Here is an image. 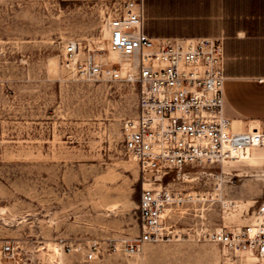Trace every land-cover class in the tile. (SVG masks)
Returning <instances> with one entry per match:
<instances>
[{
    "label": "rangeland",
    "instance_id": "374dc122",
    "mask_svg": "<svg viewBox=\"0 0 264 264\" xmlns=\"http://www.w3.org/2000/svg\"><path fill=\"white\" fill-rule=\"evenodd\" d=\"M118 3L0 0V246L15 248L0 264H221L223 247L205 232L245 225L264 200V164L199 167L168 180L179 236L127 251L143 182L123 148L136 88L83 75L65 52L79 43L78 61L91 53L117 66L106 20ZM253 101L241 106L258 109Z\"/></svg>",
    "mask_w": 264,
    "mask_h": 264
},
{
    "label": "built area",
    "instance_id": "2783aa9c",
    "mask_svg": "<svg viewBox=\"0 0 264 264\" xmlns=\"http://www.w3.org/2000/svg\"><path fill=\"white\" fill-rule=\"evenodd\" d=\"M144 1L119 0L107 17L108 47L119 55L117 66L91 53L78 61L79 43L65 48L83 75L124 80L136 88V112L124 125L123 139L124 152L143 180L140 234L127 242L130 253L179 236L167 220L173 192L168 180H184L199 167H223L264 148V127L238 131L225 114L224 37H150ZM249 216L241 227L205 232L207 240L223 247L221 264H264V200ZM14 249L7 241L0 253Z\"/></svg>",
    "mask_w": 264,
    "mask_h": 264
},
{
    "label": "crops",
    "instance_id": "0c3cea01",
    "mask_svg": "<svg viewBox=\"0 0 264 264\" xmlns=\"http://www.w3.org/2000/svg\"><path fill=\"white\" fill-rule=\"evenodd\" d=\"M144 8L150 37H224L225 114L264 118V0H145ZM243 99L258 109H245ZM231 109L247 117H231Z\"/></svg>",
    "mask_w": 264,
    "mask_h": 264
},
{
    "label": "bare ground",
    "instance_id": "6f19581e",
    "mask_svg": "<svg viewBox=\"0 0 264 264\" xmlns=\"http://www.w3.org/2000/svg\"><path fill=\"white\" fill-rule=\"evenodd\" d=\"M106 33H107V35L109 34L107 31H106ZM111 52H114V51H111ZM114 53H116V52H114ZM116 55H118V54L116 53ZM233 125H234L235 130L241 131V130L245 129V123L243 120H233ZM250 128H253V126L250 125ZM257 151H260L261 153L258 154ZM253 158L255 161L253 164H251L253 162ZM240 161H244L245 163H247L249 165H262V164H264V148L258 147V148L253 149V151L247 157L239 160V162ZM230 162H233V161H225L224 166ZM189 179H193V178H190V176H185L184 180H189Z\"/></svg>",
    "mask_w": 264,
    "mask_h": 264
}]
</instances>
